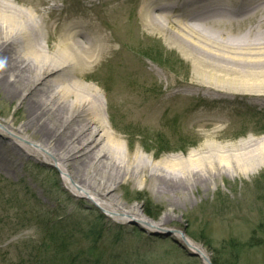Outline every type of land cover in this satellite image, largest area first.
I'll list each match as a JSON object with an SVG mask.
<instances>
[{
    "label": "rangeland",
    "instance_id": "1",
    "mask_svg": "<svg viewBox=\"0 0 264 264\" xmlns=\"http://www.w3.org/2000/svg\"><path fill=\"white\" fill-rule=\"evenodd\" d=\"M9 1L19 9L30 7ZM123 1L46 0L38 7L44 18L52 17V5L59 18L86 12L115 39L111 53L97 63L88 82L98 88L106 109L103 118L120 139L123 155L133 157L138 152L155 162L185 156L206 142L224 145L264 135V103L242 96L218 97L190 87L196 79L190 60L159 34L143 28L139 0L119 7ZM252 22L234 30L241 32ZM53 31L51 25L49 32ZM45 38L43 33L42 45ZM48 41L47 46L55 47L54 39ZM111 71L126 74L112 85L126 95L120 104H115L119 97L106 90ZM157 101L153 122L147 123L143 114ZM15 107L0 95V118L6 113L10 119ZM141 111V117L136 115ZM18 171L12 175L0 170V264H206L190 254L191 249H180L178 237L153 235L147 224L121 220L117 213L107 215L100 206L73 196L70 177L48 156L42 162L24 159ZM87 184L93 189L90 180ZM154 184L124 179L100 199L114 196L117 200L104 201L117 202L126 211L138 208L144 218L160 226L158 233L183 234L203 250L206 259L216 254L226 264H264V168L234 179L194 177L184 189L175 185L170 200L157 195ZM52 234L66 240L63 249Z\"/></svg>",
    "mask_w": 264,
    "mask_h": 264
},
{
    "label": "bare ground",
    "instance_id": "2",
    "mask_svg": "<svg viewBox=\"0 0 264 264\" xmlns=\"http://www.w3.org/2000/svg\"><path fill=\"white\" fill-rule=\"evenodd\" d=\"M14 1L30 7L23 10L0 0V95L16 103L10 119L6 113L0 118V170L17 175L24 159L42 162L48 156L70 177L73 196L100 206L107 215L117 213L121 220L158 229L138 208L122 210L117 202L104 201L117 200L114 196L100 198L130 179L154 182L157 195L170 200L175 185L184 189L194 177L234 179L264 168V135L224 145L206 142L185 156L171 155L155 162L138 152L133 157L123 155L120 139L103 118L106 109L98 88L88 82L97 63L111 53L115 39L86 12L59 18L52 5V17L44 18L38 7L46 0ZM109 1L114 0H105ZM138 16L144 29L159 34L190 60L196 74L190 87L218 97L242 96L264 103V0H139ZM250 20L245 30H234ZM50 38L53 48L47 46ZM124 73L107 74L106 90L119 97L115 104L126 97L112 86L123 80ZM159 104L143 114L147 123L153 122ZM136 115L141 117L142 111ZM10 134L37 148L24 146ZM176 178L178 182H173ZM174 236L180 239L178 233ZM184 239L205 260L203 250Z\"/></svg>",
    "mask_w": 264,
    "mask_h": 264
},
{
    "label": "trees",
    "instance_id": "3",
    "mask_svg": "<svg viewBox=\"0 0 264 264\" xmlns=\"http://www.w3.org/2000/svg\"><path fill=\"white\" fill-rule=\"evenodd\" d=\"M147 214H149V213L147 212ZM51 238H54L53 240L58 241L59 244L57 246L59 247V249H63L64 248L63 246L65 245L66 240L63 238V236L58 238L55 234H52ZM53 240H51L50 244H54ZM58 250L56 251V253H58ZM62 252L63 251H60V253H62ZM134 253H137L136 250H134ZM211 262L213 264H226V262L223 263L216 254H213V256L211 257ZM186 264H192V263H188V261H187Z\"/></svg>",
    "mask_w": 264,
    "mask_h": 264
},
{
    "label": "water",
    "instance_id": "4",
    "mask_svg": "<svg viewBox=\"0 0 264 264\" xmlns=\"http://www.w3.org/2000/svg\"><path fill=\"white\" fill-rule=\"evenodd\" d=\"M135 225H138L137 223H134ZM158 232H160V228H158V229H153L152 231H151V233L153 234V235H159V234H161V235H163V233H164V235L163 236H172V235H174V234H177L178 232L177 231H171V230H168V231H163L162 233H158ZM180 237L182 238V240H183V242H184V244H181V243H179V246L181 247V248H188L189 247V245H188V243L185 241V239H184V235L183 234H181L180 235ZM190 248V247H189ZM190 254H192L193 256H199L198 255V253L196 252V251H193V252H191ZM206 262L208 263V264H211L208 260H206Z\"/></svg>",
    "mask_w": 264,
    "mask_h": 264
}]
</instances>
